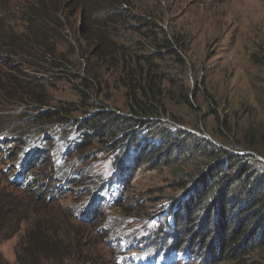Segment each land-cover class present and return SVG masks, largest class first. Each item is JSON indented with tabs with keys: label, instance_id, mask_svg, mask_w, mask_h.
Returning a JSON list of instances; mask_svg holds the SVG:
<instances>
[{
	"label": "rangeland",
	"instance_id": "374dc122",
	"mask_svg": "<svg viewBox=\"0 0 264 264\" xmlns=\"http://www.w3.org/2000/svg\"><path fill=\"white\" fill-rule=\"evenodd\" d=\"M21 2L0 0V37L9 45L11 31L23 33L26 27ZM70 4L60 10L64 31L57 46L70 63L58 68L34 53L12 57L7 55L11 45L0 46V210L10 213L0 231V264H213L204 257L206 250L188 245L197 232V238L207 239L208 229L217 231L213 226L189 222L182 229V247L174 246L181 230L175 205L186 191L179 188L173 168L185 164L186 174L197 179L195 163L180 160L169 167L166 161L148 162L144 149L162 140L180 141L164 134L170 128L172 133L171 121L187 136L180 142L187 148L184 153L191 155L188 148H195L187 138L197 137L264 163V0H135L133 14L183 36L186 51L183 44L176 49L184 59L166 56L161 62L168 74L190 84L203 82L206 95L199 99L200 111L171 102L178 119L136 128L132 140L117 150L102 138L88 149L81 147L87 132L79 123L96 109L127 113L117 61L98 57L97 49L109 53L111 43L137 41L134 47L141 54L157 55V50L150 32L129 30L130 18L113 15L121 10L114 5L103 3L101 16L93 18ZM74 75L93 81L85 102L79 92L85 90V79ZM74 106L78 110L71 113ZM60 107V117L39 119ZM211 109L230 122L227 140L209 116ZM249 134L256 140L247 139ZM248 142L258 144L255 150L248 149ZM27 164L31 186L17 180ZM259 171L263 177L264 170ZM161 231L165 244L156 240ZM34 234L47 245L37 248ZM261 244L255 253L226 264H264Z\"/></svg>",
	"mask_w": 264,
	"mask_h": 264
},
{
	"label": "trees",
	"instance_id": "16d2710c",
	"mask_svg": "<svg viewBox=\"0 0 264 264\" xmlns=\"http://www.w3.org/2000/svg\"><path fill=\"white\" fill-rule=\"evenodd\" d=\"M69 1L51 0V5H49L47 0H22L19 10L24 15L25 30L23 33L11 31V34L6 37L11 46L6 43L4 37H0V46L3 48L10 46L12 49L7 52V55L12 57L34 53V55H39L40 59L49 61L58 68L70 63L68 55L59 53L57 49L64 31L60 10ZM71 2L70 6L74 3L77 8H82L85 14H89L93 18L101 16V5L103 3L114 5L121 10L120 15H117V13H113V15L130 18L133 26H129V30L138 31V34L142 33V35L149 34L148 39L152 40L157 50V55L141 54L140 49L134 47L137 41L132 42L129 46L119 45L116 42L108 46L105 45L110 50L109 53L100 51V48L97 49L98 57L110 60L109 55L113 58H111L112 61H117L115 65L120 69L119 86L125 89L127 113L109 108L96 109L84 121L82 120L83 122L79 123L87 132L81 147L88 149L93 143L102 138V140L114 142L115 144L111 149L117 150L120 145L132 140L136 128L147 126L146 123L163 125L166 118L178 119L171 113L169 108V104H172L173 101L179 105L182 104L190 111L201 110L199 99L201 96L206 95L200 87L203 82L200 83V86L198 81L190 84L186 82L185 78L168 74L167 66L161 64L166 56L170 58L179 55L182 60L184 59V55L176 49L177 45L183 44L184 52L186 51L185 41L180 33L167 30L164 24L152 23L146 16L141 17L133 14L131 8H133L135 0H71ZM145 31L150 33L144 34ZM99 37H101V34H98ZM34 44L38 49H32L31 46ZM37 50L44 51V53L37 54ZM1 66L2 62L0 63ZM73 77L80 80L85 79L84 85L82 82L85 90H79V92L81 101H87L89 98L87 91H93V81L81 75H74ZM97 93L98 90L96 89ZM210 103L213 104L215 101L210 100ZM63 110L64 108L60 107V111L46 112L39 119L42 121L44 119L52 120L54 117H60ZM77 110L74 106L71 113ZM209 116L213 118L214 124L219 126L221 138L227 140L232 135L229 127L230 122L221 119L215 109L210 110ZM174 122L179 123V121ZM169 125H173L172 133H170L171 128L165 130L166 138L179 137L180 141L174 142V140H171L166 144L162 140L160 145L144 149V159L148 162L166 161L169 167L180 160H191L196 165L193 170L198 171L197 179H193L192 176L186 174L185 164L173 168L176 173L175 176L179 178V188L184 192L186 191L183 199L175 205V208L179 210V214L174 215V219L177 229L181 228V230L174 246L180 248L181 245L182 247V241L184 240L183 226L191 222V226L193 224H203L208 228L213 226L215 230L217 229L213 232L208 229L207 239L202 234H200L202 235L200 238H197V232L194 236V243L189 242L188 244L190 248L193 245L201 250H206L207 253L204 257L211 259L213 264L233 263L244 258L248 255V252L255 253L258 246L264 243V176L261 177L259 171V168L264 170V163L255 159L250 160L248 155L243 157L239 154L227 153L224 147H220L215 143L208 144L202 139L199 141L196 139L197 137L187 138L190 141L194 140L192 145L195 148H188L192 152L191 155L184 153L187 148L180 142L187 136L181 134L180 129L171 121H169ZM247 137L249 140H256L254 138L250 139V134ZM262 139L260 145L263 147L264 137ZM248 145V149L255 150L258 144L248 142ZM0 146L2 147L1 144ZM261 156L264 157V154H261ZM253 162L257 167H250L246 164ZM30 164L21 168L17 180L23 183L27 182L28 185L30 183L31 186L33 176L30 175V178L28 171L31 170L27 169ZM191 186L192 188H190ZM1 211L0 231L6 226V221L10 216V213L2 214ZM155 236L157 242L166 243L164 231L156 233ZM214 236L216 238H213ZM35 239H37V242H35L37 248L47 245V242L42 243L36 235ZM197 240L205 241L198 244ZM38 243H41V246H38ZM263 249L264 246H261L259 250ZM49 263L47 261V264Z\"/></svg>",
	"mask_w": 264,
	"mask_h": 264
}]
</instances>
